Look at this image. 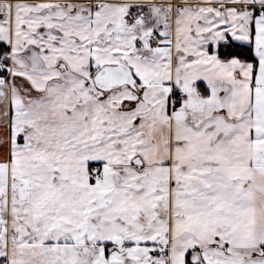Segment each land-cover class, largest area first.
<instances>
[{"label": "snow or ice", "instance_id": "snow-or-ice-1", "mask_svg": "<svg viewBox=\"0 0 264 264\" xmlns=\"http://www.w3.org/2000/svg\"><path fill=\"white\" fill-rule=\"evenodd\" d=\"M0 264H264V0H0Z\"/></svg>", "mask_w": 264, "mask_h": 264}]
</instances>
